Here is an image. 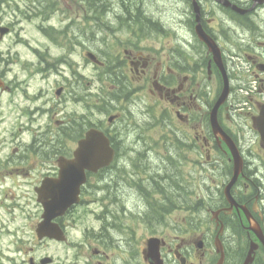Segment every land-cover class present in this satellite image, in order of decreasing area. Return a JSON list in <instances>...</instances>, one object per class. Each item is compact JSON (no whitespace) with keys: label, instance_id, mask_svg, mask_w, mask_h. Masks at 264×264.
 Wrapping results in <instances>:
<instances>
[{"label":"flooded vegetation","instance_id":"obj_1","mask_svg":"<svg viewBox=\"0 0 264 264\" xmlns=\"http://www.w3.org/2000/svg\"><path fill=\"white\" fill-rule=\"evenodd\" d=\"M19 1L0 0V45L15 35L7 16L35 23L14 55L0 47V264H264V4L236 16L199 0L231 83L218 129L223 76L191 0H95V50L87 0ZM111 16L125 37L108 34ZM90 131L113 157L76 159Z\"/></svg>","mask_w":264,"mask_h":264},{"label":"water","instance_id":"obj_2","mask_svg":"<svg viewBox=\"0 0 264 264\" xmlns=\"http://www.w3.org/2000/svg\"><path fill=\"white\" fill-rule=\"evenodd\" d=\"M194 1V7H195V12L197 14V34L200 37V39H202L206 45L209 47L210 51L214 54L215 56V60L217 62V64L220 66V68L223 71V76L225 79V83H224V89L222 91V94L217 102V104L214 107L213 110V125L215 128L220 129L219 124L216 120V113L218 111V109L220 108V106L227 100L228 95H229V81L227 78V74L225 72V70L222 67L221 64V52L219 47L217 46V44L215 43V41L209 37L206 32L203 30V27L201 26L200 23V7L197 3L196 0ZM224 6L226 7H232L233 10L237 11V12H241V13H245L246 11L243 10L242 8H240L237 5L232 4L229 0H222L221 1ZM254 2L257 3H263L264 0H254ZM91 58H93V56H90ZM260 113L261 115L257 118L256 123H257V128L259 129L260 133L262 134V136L264 137V105L260 106ZM231 150L234 153V157H235V161H236V166H237V171L235 174V178L233 180V182L235 181L236 177L238 176V169L241 168V159L238 157V155L236 154V150L232 144V142H229L227 140ZM75 157L76 159L80 160L83 158H93L96 160H99V158H111L113 157V152L110 150L109 147V141L108 139L105 137V135L102 132L99 131H90L87 134V137L85 140L80 141L79 143V147L77 149V151L75 152ZM101 165V164H100ZM76 167L80 166V163H76L75 164ZM86 166H90L89 164H86ZM92 166V165H91ZM95 167L99 166V164L97 165H93ZM103 166V165H101ZM77 174H79L78 171H76ZM42 231H44V228L42 229Z\"/></svg>","mask_w":264,"mask_h":264},{"label":"rangeland","instance_id":"obj_3","mask_svg":"<svg viewBox=\"0 0 264 264\" xmlns=\"http://www.w3.org/2000/svg\"><path fill=\"white\" fill-rule=\"evenodd\" d=\"M19 1V0H18ZM242 1H246V0H242ZM22 5H24L23 2H20ZM179 6L181 7V9L185 10L187 8L186 4L184 2H180L178 3ZM147 6L149 7L146 8V11L149 13H154L156 17L160 16V12H162L164 10L163 5L160 1L158 2H147ZM118 6L116 5H112V7H110L109 5L107 6H103V9L105 11L109 10V13H113V11L115 10V8H117ZM119 8V7H118ZM118 11V10H117ZM119 12V11H118ZM164 14V13H163ZM18 15V16H17ZM16 16L13 14L12 16H7L6 17V22H11V21H15V26H14V30H15V35L12 34V36H8L6 38V40L4 41L3 44L0 45L1 50L8 54L9 52L14 55V53L17 50H20V43H19V39L20 37L23 39H27L29 41L33 40V33H34V27H35V23L33 22H27L25 21L22 16H20L19 14H17ZM88 17H86L87 19ZM108 26H107V32L109 35H113L114 33L116 34H120L122 37H125V29L119 26V23L117 21H115L113 19V17L111 16V21H107ZM85 29H86V36L87 38L90 40V45L89 47L91 49L95 48H99V46L95 43H93V39L92 36H96L98 35V28L96 27V23L95 22H91L89 20L85 21ZM122 31V32H121ZM151 45V42H150ZM21 51L23 52V49H21ZM55 55H59L58 52H54ZM80 63V70L84 71V74L88 77L87 78V82L88 81H92V77H94L95 75H97V69L93 66L90 65V63L85 60L84 58H81L79 60Z\"/></svg>","mask_w":264,"mask_h":264},{"label":"trees","instance_id":"obj_4","mask_svg":"<svg viewBox=\"0 0 264 264\" xmlns=\"http://www.w3.org/2000/svg\"><path fill=\"white\" fill-rule=\"evenodd\" d=\"M94 2V0H87V3L89 4V6L93 7L92 3Z\"/></svg>","mask_w":264,"mask_h":264},{"label":"bare ground","instance_id":"obj_5","mask_svg":"<svg viewBox=\"0 0 264 264\" xmlns=\"http://www.w3.org/2000/svg\"><path fill=\"white\" fill-rule=\"evenodd\" d=\"M37 9H38V8H37ZM131 22H132V21H131ZM148 31H149V30H148ZM241 31H242V30H241ZM243 33H244V32H243ZM248 45H249V44H248ZM255 46H256V45H255ZM171 144H172V143H171ZM166 146H167V145H166ZM174 154H175V153H174ZM252 178H253V177H252ZM253 179H254V178H253ZM127 184H128V182H127ZM127 184H126V185H127ZM262 194H263V193H262Z\"/></svg>","mask_w":264,"mask_h":264}]
</instances>
